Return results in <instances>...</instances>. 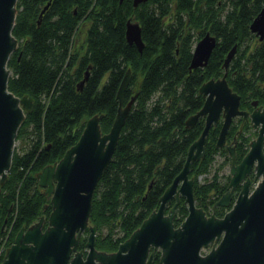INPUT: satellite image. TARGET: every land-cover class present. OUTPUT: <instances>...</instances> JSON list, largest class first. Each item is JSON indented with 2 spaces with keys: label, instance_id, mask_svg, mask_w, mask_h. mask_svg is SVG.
<instances>
[{
  "label": "trees",
  "instance_id": "16d2710c",
  "mask_svg": "<svg viewBox=\"0 0 264 264\" xmlns=\"http://www.w3.org/2000/svg\"><path fill=\"white\" fill-rule=\"evenodd\" d=\"M264 0H17L12 34L18 47L7 66L9 89L28 95L33 108L25 111L7 178L0 185V249H6L17 231L51 210L38 184L37 173L59 160L79 138L85 122L100 114L102 132H108L119 100L117 91L129 69L131 76L123 103L132 100L112 157L92 196L89 223L96 225L95 247L114 251L159 204V197L182 168L189 145L199 136L204 118L193 126L186 119L203 104L200 85L224 73L227 52L236 45L226 79L240 95V108L252 110V101L264 107V37L259 40L250 23ZM48 7L41 14L43 7ZM137 20L144 46L139 51L125 38L127 19ZM210 31L217 37L207 63L189 70L195 42ZM88 69L81 89L77 83ZM220 121L209 129L204 155L194 160L190 177L197 206L207 214H223L213 203L227 188L215 170L207 174L216 154L230 163L225 146L217 147ZM248 120L234 117L226 142L235 141L239 161L257 131ZM172 205L166 207V210ZM183 197L174 213L179 225L187 215ZM88 228L77 249L84 254ZM0 252V261L4 257ZM152 264H160L159 252Z\"/></svg>",
  "mask_w": 264,
  "mask_h": 264
},
{
  "label": "water",
  "instance_id": "95a60500",
  "mask_svg": "<svg viewBox=\"0 0 264 264\" xmlns=\"http://www.w3.org/2000/svg\"><path fill=\"white\" fill-rule=\"evenodd\" d=\"M144 1L147 0H132L134 6ZM16 3L17 0H0V184L7 178L17 131L25 118V111L33 108L30 96L20 97L8 87L11 71L7 62L18 47V41L12 34ZM249 26L259 40L263 39L264 2ZM125 38L142 51L141 25L131 17L126 22ZM216 44V35L206 31L193 47L189 70L205 66ZM235 51L236 45H233L227 52L223 75L212 77L199 87L205 99L200 109L186 119L185 125L193 126L199 117H203L204 126L189 145L182 168L160 195L157 208L119 243L116 250L109 252L95 247L96 225L89 223V216L96 184L112 157L131 108L132 100L122 106L131 76L129 69L117 91L119 103L109 131L102 132L101 115L93 114L85 122L79 138L63 156L37 173L38 184L49 198L51 210L47 219L42 215L17 231L0 264H151L156 248L160 249L161 264H264V107L253 100L251 111L240 108V95L226 79ZM87 77L88 69L77 83L79 89ZM235 116L249 120L257 129L239 162H236L235 141L233 144L226 142L228 128ZM220 119L222 123L216 146L226 147L231 158V175L228 190L214 202L213 208L228 206L234 187L238 184L242 187L230 209L218 217L213 212L207 215L201 206L196 205L194 179L189 172L193 161L204 155L210 127ZM252 171L256 184L251 190ZM180 195L184 197L188 213L175 226L174 213ZM172 198L176 201L165 211ZM86 228L89 233L84 254L77 245ZM208 246L210 249L202 253L201 250Z\"/></svg>",
  "mask_w": 264,
  "mask_h": 264
},
{
  "label": "rangeland",
  "instance_id": "374dc122",
  "mask_svg": "<svg viewBox=\"0 0 264 264\" xmlns=\"http://www.w3.org/2000/svg\"><path fill=\"white\" fill-rule=\"evenodd\" d=\"M196 43V42H195ZM195 45V44H194ZM194 45H193V47H194ZM192 51H193V49H192ZM82 79V78H81ZM124 97V96H123ZM124 99V98H123ZM126 105V103L124 104H122V106H125ZM254 108V107H253ZM248 111H251V110H248ZM235 117H239V116H235ZM248 122H249V120H248ZM250 123V122H249ZM251 124V123H250ZM252 126V125H251ZM252 128V130H255V131H257V129H255V128H253V127H251ZM253 137H255V136H253ZM25 146H23V143H21V141H19V140H15V148H17V150H19V152H22L23 150V148H24ZM223 161V156L221 155V154H216L215 155V157H214V159H213V161L211 162L212 164H211V168H210V170H209V172L207 173V174H201V175H198V177H197V179H198V181L200 182V181H203L205 178H208V177H210L211 176V174L215 171V170H218V175L220 176V178H222V179H224L226 176H227V174H228V172H229V170H230V168H229V163H227V164H223L222 166H221V162ZM1 185V184H0ZM48 198V197H47ZM209 249V247H207L206 249H202L201 250V252L203 253V252H206L207 250ZM5 250L6 249H0V252L1 253H3L4 252V254H5ZM155 251H160V249L159 248H156L155 249Z\"/></svg>",
  "mask_w": 264,
  "mask_h": 264
},
{
  "label": "flooded vegetation",
  "instance_id": "af4514ba",
  "mask_svg": "<svg viewBox=\"0 0 264 264\" xmlns=\"http://www.w3.org/2000/svg\"><path fill=\"white\" fill-rule=\"evenodd\" d=\"M219 121H220V120H219ZM221 123H222V119H221ZM235 155H236V154H235ZM228 156H229V154H228ZM229 157H230V156H229ZM240 160H241V159H240ZM240 160H239V161H240ZM239 161H237V159H236V162H239ZM229 164H230V166H231V158H230V163H229ZM190 169H191V168H190ZM189 173H190V172H189ZM228 175H229V179H228V182H229V180H230V175H231V174H230V170H229V172H228ZM189 176H190V175H189ZM253 176H254V174H253V171H252L251 174H250V177H251L250 189H251V190L254 188V186H255V184H256V182L253 181ZM258 179H259V177H258ZM241 187H242L241 184L236 185V186L234 187L233 191H232V198H231V200H230L229 205H228V206H221V207L224 208V209H223V210H224V211H223V214H224L228 209H230V207H231V205L233 204V202H234V200H235V198H236L238 192L240 191ZM165 188H166V187H165ZM228 188H229V187H228V183H227V188H226V190L224 191V193L228 190ZM163 191H164V190H163ZM224 193H223V194H224ZM193 194H194V193H193ZM223 194H222V195H223ZM222 195H221V196H222ZM221 196H220V197H221ZM180 197H183V196H182V195L179 196V201H180ZM220 197H219V198H220ZM183 198H184V197H183ZM219 198H218V199H219ZM218 199H217V200H218ZM217 200H216V201H217ZM175 201H176V199H175V198H172L171 201H170L169 203H167L166 207L169 206V205L171 204V202H172V204H173ZM213 204H214V203H213ZM177 205H178V204H177ZM171 206H172V205H171ZM171 206H170V207H171ZM170 207H169V208H170ZM176 207H177V206H176ZM215 207H216V206H215ZM156 208H157V207H156ZM167 210H168V209H167ZM167 210H165V211H167ZM175 210H176V209H175ZM223 214H222L221 216H223ZM207 215H209V214H207ZM221 216H218V217H221ZM208 247H209V249H210V246H208ZM209 249H208V250H209ZM208 250H207V251H208ZM158 252H159V256H160V251H158ZM158 252H157V251H154V254H153V257H152V262H151V264L154 262V256H155V254H157ZM160 264H161V263H160Z\"/></svg>",
  "mask_w": 264,
  "mask_h": 264
}]
</instances>
